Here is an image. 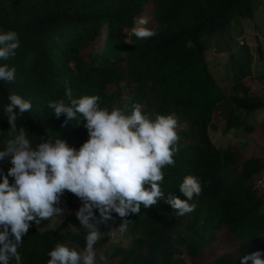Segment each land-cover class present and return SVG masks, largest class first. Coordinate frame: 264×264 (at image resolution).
<instances>
[{"label":"trees","instance_id":"16d2710c","mask_svg":"<svg viewBox=\"0 0 264 264\" xmlns=\"http://www.w3.org/2000/svg\"><path fill=\"white\" fill-rule=\"evenodd\" d=\"M152 1L157 35L129 42L125 36L132 34L135 18L143 13V0H0V29L16 31L20 42L14 57L0 60V66L16 69L14 82L0 81V146L9 135L4 107L10 93L32 102V110L17 125L28 130L34 146L40 136L60 138L76 149L89 139L76 120L56 117L48 106L49 100L64 98L66 85L77 98L99 95L101 107L109 110L126 109L130 114L139 103L153 119L174 114L179 152L175 165L163 169L164 197L152 208L141 206L137 215L130 214L131 243L115 245L103 255L108 264H185L178 256L184 246L191 264H240L245 253H264V192L261 196L256 187L264 161L250 157L232 167L239 153L232 145L218 146L210 134L214 114L228 96L220 93L211 74L202 36L226 27L235 16L250 17L251 0ZM100 35V54H85ZM258 77L264 89V70ZM229 97L231 109L223 118L226 132L241 128L236 115L247 117L264 107V98L251 94L247 86ZM9 167L7 159L0 161V182ZM186 175L197 176L203 192L190 201L195 205L191 213L178 216L167 200L186 199L179 190ZM74 196L66 191L60 205L77 206ZM94 212L99 219V211ZM113 219L102 227L108 229ZM51 223L52 218L33 224L23 236L21 264H47V253L56 243L78 251L86 246L87 231L69 228L70 223L81 224L73 216L56 226ZM223 225L238 239L237 250L201 261Z\"/></svg>","mask_w":264,"mask_h":264},{"label":"clouds","instance_id":"9594fccd","mask_svg":"<svg viewBox=\"0 0 264 264\" xmlns=\"http://www.w3.org/2000/svg\"><path fill=\"white\" fill-rule=\"evenodd\" d=\"M147 25V17L137 19L132 34L138 39L156 36V30ZM19 47L16 31L0 29V60L14 57ZM15 78L14 67L0 66V81L12 83ZM100 99L99 95L77 98L66 85L64 98L48 101L56 117L76 120L77 126L87 130L89 139L76 149L60 138L53 141L43 136L34 146L28 130L17 125L18 119L32 110V102L16 93L8 95L4 112L9 138L0 150V161L7 159L10 167L0 182V264L13 259L21 264L18 250L23 236L33 224L39 226L63 214L60 204L66 191L82 201L76 216L87 230L86 246L78 251L56 243L47 253V264H108L107 256H97L96 245L105 235L98 225L115 212L122 218L116 231L124 234L130 214L137 215L141 206L152 208L164 197L163 169L175 165L179 152L178 118L157 114L153 119L139 103L130 114L126 109L109 110L101 107ZM179 190L186 199L169 196L167 203L178 216H184L194 210L190 201L202 194L203 184L197 176L186 175ZM94 210L99 211V219ZM262 256L259 250L245 253L240 264H264Z\"/></svg>","mask_w":264,"mask_h":264},{"label":"rangeland","instance_id":"374dc122","mask_svg":"<svg viewBox=\"0 0 264 264\" xmlns=\"http://www.w3.org/2000/svg\"><path fill=\"white\" fill-rule=\"evenodd\" d=\"M251 5L253 14L250 17L235 16L226 27L215 32L204 31L202 36L206 61L211 74L220 88V93L228 96L221 102V108L214 114L213 123L210 126V134L218 146L225 148L227 145H232L239 153L236 164L234 163L235 165L233 164L232 167H236L239 165L238 162L250 157H257L264 161V107L252 111L247 117L245 115H236L238 124L241 125V128L237 130L234 128L228 132L224 131L223 122L227 109H231L229 96L234 94L239 87L247 86L250 88L251 94L264 98L263 85L258 77L259 73L264 70V0H251ZM141 17H147V27L153 26L155 29L157 15L152 0H143V13L135 18L134 24ZM103 39L104 36L102 35L97 37V40L85 50V54H100L103 47ZM137 40L139 39L133 34L125 36V41L134 42ZM258 44H260V51L257 49ZM260 52H262L261 55ZM244 126H247L248 130L244 129ZM8 138L9 135L2 141L0 150L3 149ZM257 175L258 182L256 187L261 196H263L264 167ZM259 180L261 181L259 182ZM74 202L77 205L75 207L60 205L64 212L62 215L52 218V226L60 224L66 216H73L79 221L76 212L82 206V201L74 196ZM111 217H114V219L108 229L103 228L102 223L98 225L99 231L105 235L99 241V247L96 249L97 256L106 251H111L115 245H128L132 241V237L129 236L127 231L124 234L116 231L122 222V218L115 212L111 213ZM69 228L77 231H87L82 224L75 227V225L70 223ZM112 232L116 233L115 236L111 234ZM237 247L238 239L229 231L226 225H223L218 230L216 239L206 249L204 256L200 260L206 261L224 250L235 252ZM180 250L181 254L178 256L185 264H191L184 246H180Z\"/></svg>","mask_w":264,"mask_h":264},{"label":"built area","instance_id":"2783aa9c","mask_svg":"<svg viewBox=\"0 0 264 264\" xmlns=\"http://www.w3.org/2000/svg\"><path fill=\"white\" fill-rule=\"evenodd\" d=\"M261 180H259V182H260ZM258 182V181H257Z\"/></svg>","mask_w":264,"mask_h":264}]
</instances>
